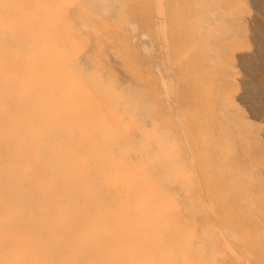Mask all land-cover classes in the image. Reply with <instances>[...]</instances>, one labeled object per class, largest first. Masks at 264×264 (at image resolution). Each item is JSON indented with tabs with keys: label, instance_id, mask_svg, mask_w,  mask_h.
Segmentation results:
<instances>
[{
	"label": "bare ground",
	"instance_id": "bare-ground-1",
	"mask_svg": "<svg viewBox=\"0 0 264 264\" xmlns=\"http://www.w3.org/2000/svg\"><path fill=\"white\" fill-rule=\"evenodd\" d=\"M0 264H264V0H0Z\"/></svg>",
	"mask_w": 264,
	"mask_h": 264
}]
</instances>
